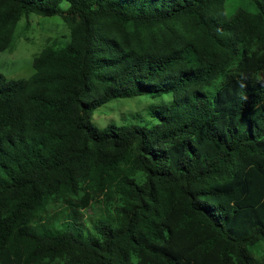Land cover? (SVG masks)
Here are the masks:
<instances>
[{"label": "trees", "instance_id": "16d2710c", "mask_svg": "<svg viewBox=\"0 0 264 264\" xmlns=\"http://www.w3.org/2000/svg\"><path fill=\"white\" fill-rule=\"evenodd\" d=\"M247 2L0 0V52L22 18L67 27L28 78L0 73V264H264V0ZM141 95L169 96L156 124H93Z\"/></svg>", "mask_w": 264, "mask_h": 264}, {"label": "rangeland", "instance_id": "374dc122", "mask_svg": "<svg viewBox=\"0 0 264 264\" xmlns=\"http://www.w3.org/2000/svg\"><path fill=\"white\" fill-rule=\"evenodd\" d=\"M61 7L66 8V4L63 3ZM226 8L228 14H231L238 8L249 9V5L247 0H226ZM66 34L67 27L59 16L43 18L31 15L22 18L17 24L12 47L0 52V73L8 79L28 78L33 72L32 61L39 55L47 40ZM169 99L168 95L112 99L94 110L92 122L99 128H104L109 123H131L151 127L158 120L150 115L149 108L167 103ZM49 210L55 212L51 207ZM94 210L87 212L86 219L84 215L82 218L88 220L89 217H95Z\"/></svg>", "mask_w": 264, "mask_h": 264}]
</instances>
